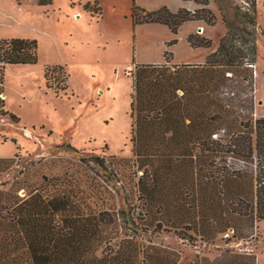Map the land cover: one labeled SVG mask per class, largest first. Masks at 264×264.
<instances>
[{
	"label": "trees",
	"instance_id": "obj_1",
	"mask_svg": "<svg viewBox=\"0 0 264 264\" xmlns=\"http://www.w3.org/2000/svg\"><path fill=\"white\" fill-rule=\"evenodd\" d=\"M51 1L38 0L42 5ZM183 1L192 7L173 11L165 5L148 11L134 5L133 22L162 23L173 33L187 21L214 24L217 14L210 0ZM226 1L237 23H228L217 2L227 28L202 63L169 64L166 57L161 63H135L133 58L134 67L126 71L132 79V158L110 155L108 163L103 156L89 159L102 186L121 194L120 209L99 207L67 176L42 175L40 182L25 187L3 182L19 154L0 157V264H177L180 254L173 247L135 238L139 226L130 211L133 200L147 227L177 228L176 214L164 219L167 208L174 213L186 208V214L196 215V208L210 202L208 234L193 222L201 237L213 241L228 232L237 239L253 236L264 221V118L255 115L253 70L257 33L264 32L257 0H245L246 5ZM84 7L96 9L89 2ZM187 41L192 47H211V39L196 32ZM37 60L36 40L0 39V115L19 121L2 98L6 66ZM44 79L56 93L68 88L61 65L46 66ZM128 166L132 184L124 180ZM203 213H197L198 221L209 219ZM210 264H256V256L225 252Z\"/></svg>",
	"mask_w": 264,
	"mask_h": 264
},
{
	"label": "rangeland",
	"instance_id": "obj_2",
	"mask_svg": "<svg viewBox=\"0 0 264 264\" xmlns=\"http://www.w3.org/2000/svg\"><path fill=\"white\" fill-rule=\"evenodd\" d=\"M217 2L221 4L228 23H237L226 0H210L209 6L217 14L216 21L212 25L199 21L200 29L195 32L211 39V51L216 49L227 28L217 13ZM230 2L246 5L245 0ZM60 3L63 8L55 11L49 4L36 6L30 0L29 4L21 0H0V39H34L38 44L35 64L7 65L5 68L2 98L5 99V108L15 114L19 121L0 115V157H13L16 153L19 156L1 180L25 187L26 184L40 182L42 175L62 179L67 176V180L77 182L81 189L91 194V202H98L99 207L113 206L118 210L123 206L121 194L112 187L102 186L104 183L89 159L91 156H103L108 163L112 160L110 155L132 158L129 79L124 69H128L134 57L138 61L147 56L140 49L137 55L133 52L132 35L121 33L111 38L100 34L94 21L91 28L73 27L61 15L67 2L60 0ZM57 14L61 17L58 21ZM78 14H73L75 19ZM82 18V23H87L86 17ZM257 20L264 32V0H257ZM174 42L171 40L169 45ZM175 50L181 54L184 46L178 44ZM72 53L76 60L66 66L68 88L65 92L56 93L46 87L45 67L68 59ZM165 53L166 59H171L169 52ZM155 55L151 53V56ZM253 70L255 115L264 118V34L261 32L257 33ZM51 82L52 79L49 80ZM68 143L75 149L68 147ZM125 172L124 180L132 184V168L128 166ZM116 184L119 186L123 182L120 180ZM19 194L24 195L25 190L21 189ZM206 196L211 201V190H207ZM131 202L130 211L139 226L138 233H134L135 238L142 243L151 240L173 247L180 254L177 264H210L225 252L253 253L256 264H264V221L258 223L250 238L237 239L228 232L218 234L211 241L192 229L193 222H196L198 230L209 232L210 202L207 208H196V215L186 214V208H178L177 213L167 208L164 219L170 221L176 214L178 227L165 224L160 230L147 227L144 214L137 208V201ZM202 212L210 216L209 219L198 221L197 213Z\"/></svg>",
	"mask_w": 264,
	"mask_h": 264
},
{
	"label": "crops",
	"instance_id": "obj_3",
	"mask_svg": "<svg viewBox=\"0 0 264 264\" xmlns=\"http://www.w3.org/2000/svg\"><path fill=\"white\" fill-rule=\"evenodd\" d=\"M21 2L29 4V0H21ZM30 2L32 4H36V6L40 5L38 0H30ZM64 2H67L65 4L66 8L64 11H61V15H63L65 20L71 22V25L77 29H83V27L91 28V23L94 21L95 27L100 34L104 33L106 36L111 38H114L121 33L126 36L132 35L133 52L137 55L140 49L143 53H145L144 56H147L146 59H138V61L134 57L135 63L164 62L166 55L165 52L167 51L171 55V59L168 61L169 64L202 63L210 51L209 48L192 47L187 41L189 34L194 33L196 29H200L198 28V21L184 22L179 26L176 33H173L167 25L162 23L135 24L133 22L132 8L134 5L148 11L156 10L165 5L173 11L183 6L191 8L189 3L183 0H64ZM87 2L95 4L96 9H86L84 5ZM48 4L55 11H60L63 8L60 0H52L51 3ZM76 12H79L77 19L73 16ZM82 17H86L87 23H82ZM60 19L61 17L58 15L56 17V21ZM68 35L72 36L71 33ZM171 40L175 41L173 45H169ZM178 44H182L184 46V52L181 54L177 53L175 50V47ZM151 53H155V57L151 56ZM75 60V55L72 53L68 59L62 62L58 61L52 63V65H61L67 72L66 66L74 63ZM133 67L134 63H131L128 69L124 70H131ZM67 74L68 84L69 73L67 72ZM126 77L129 79V84L127 86L130 94L128 106L130 108L132 79L128 75ZM85 142L86 141H84L83 144H85Z\"/></svg>",
	"mask_w": 264,
	"mask_h": 264
},
{
	"label": "water",
	"instance_id": "obj_4",
	"mask_svg": "<svg viewBox=\"0 0 264 264\" xmlns=\"http://www.w3.org/2000/svg\"><path fill=\"white\" fill-rule=\"evenodd\" d=\"M2 96H4V94H2Z\"/></svg>",
	"mask_w": 264,
	"mask_h": 264
}]
</instances>
